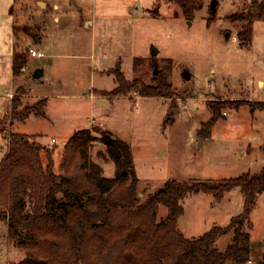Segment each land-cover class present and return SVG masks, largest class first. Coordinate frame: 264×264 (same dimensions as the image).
Listing matches in <instances>:
<instances>
[{
    "label": "rangeland",
    "instance_id": "rangeland-1",
    "mask_svg": "<svg viewBox=\"0 0 264 264\" xmlns=\"http://www.w3.org/2000/svg\"><path fill=\"white\" fill-rule=\"evenodd\" d=\"M210 1L187 20L168 0H0V119L9 110V95L19 88L26 91L23 107L43 102L37 114L13 122L8 132L56 147V168L61 144L74 132L109 133L131 149L140 198L167 181H219L257 173L264 168V111L252 104L264 102V23H253L251 43L241 49L236 35L242 26L228 17L241 12L244 1L217 0L208 24ZM156 2L159 9L153 14ZM22 28L27 32L18 31ZM14 50L43 57L28 54L14 78ZM115 71L127 81L137 80L138 89L152 87L154 72H162L170 96H110L117 86ZM210 104L225 108L204 139L198 131L210 120ZM92 136L94 157L104 147L99 135ZM0 150H6L1 133ZM98 163L104 176L112 177L113 166ZM242 203L238 191L220 202L210 195L187 197L177 229L186 239H198L214 226H227L241 213ZM166 215L160 207L157 222ZM251 224V241L258 244L264 240V191L256 198ZM230 242L231 235L221 237L213 248L222 252ZM27 254L12 244L0 221V264H28Z\"/></svg>",
    "mask_w": 264,
    "mask_h": 264
},
{
    "label": "trees",
    "instance_id": "trees-1",
    "mask_svg": "<svg viewBox=\"0 0 264 264\" xmlns=\"http://www.w3.org/2000/svg\"><path fill=\"white\" fill-rule=\"evenodd\" d=\"M204 1L168 0L187 20L202 9ZM243 1V10L228 17L232 24L242 26L236 35L241 49L251 43L253 23H264V0ZM158 9L156 2L151 13L157 14ZM208 11L210 24L215 11L209 6ZM18 31L27 32V28ZM28 54L29 51H13L14 78L26 66ZM152 82V87L138 89L137 80L127 81L115 71L117 86L109 95L137 92L140 97L170 96L164 73L154 72ZM25 95V90L17 89L7 114L0 119V133L6 140V150L0 156V221L6 223L12 244L28 252L26 263L264 264V240L254 244L250 238L251 214L261 193L259 189L264 186V168L227 180L167 181L162 189L140 198L131 149L126 143L111 139L107 132H74L59 150L57 168L56 147H42L27 136L9 133L13 122H24L42 108L43 102L23 107L21 99ZM252 106L264 111V102ZM224 108V104L208 105L211 117L201 125L199 137H210ZM93 132L100 136L104 147L94 157ZM98 162L113 166L112 177L104 176ZM234 191L242 197V211L227 226H214L198 239L181 235L177 223L187 197L210 195L220 202ZM160 207L167 210V215L157 222ZM227 235H231V242L225 250L214 249V242Z\"/></svg>",
    "mask_w": 264,
    "mask_h": 264
},
{
    "label": "water",
    "instance_id": "water-1",
    "mask_svg": "<svg viewBox=\"0 0 264 264\" xmlns=\"http://www.w3.org/2000/svg\"><path fill=\"white\" fill-rule=\"evenodd\" d=\"M39 5H40V7H41L42 5L45 6L44 4H41V3H40ZM216 6H217V1H216V0H212V1H210V3H209V7H210V10H211L212 12L215 11ZM136 10H138V9H136ZM138 11H139V10H138ZM226 38H229V36L226 35ZM40 74H41V71H39V70L36 71L35 74H34V79L37 80V79L40 77ZM186 79H188V77H187ZM97 105H98V106H106L107 103H106V102H97ZM111 139H113V138H111ZM259 191H260V192L264 191V186H262V187L259 189Z\"/></svg>",
    "mask_w": 264,
    "mask_h": 264
},
{
    "label": "built area",
    "instance_id": "built-area-1",
    "mask_svg": "<svg viewBox=\"0 0 264 264\" xmlns=\"http://www.w3.org/2000/svg\"><path fill=\"white\" fill-rule=\"evenodd\" d=\"M29 55H30V57H32V58H42L43 57V55L41 54V53H36L35 51H33V50H29ZM99 127H102V124H99L98 125ZM52 142H53V140H52ZM1 154H2V152H1V150H0V156H1ZM250 264V263H249Z\"/></svg>",
    "mask_w": 264,
    "mask_h": 264
},
{
    "label": "crops",
    "instance_id": "crops-1",
    "mask_svg": "<svg viewBox=\"0 0 264 264\" xmlns=\"http://www.w3.org/2000/svg\"><path fill=\"white\" fill-rule=\"evenodd\" d=\"M12 98V96L11 95H9V99H11ZM96 104H97V102H96ZM64 143H62L61 145H63Z\"/></svg>",
    "mask_w": 264,
    "mask_h": 264
}]
</instances>
